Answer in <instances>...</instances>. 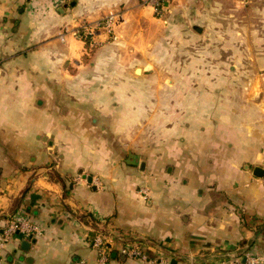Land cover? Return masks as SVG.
<instances>
[{
  "label": "crops",
  "instance_id": "crops-1",
  "mask_svg": "<svg viewBox=\"0 0 264 264\" xmlns=\"http://www.w3.org/2000/svg\"><path fill=\"white\" fill-rule=\"evenodd\" d=\"M181 1L0 0V237L14 217L42 232L0 264H96L97 234L110 264H150L121 243L159 264L264 262V0L232 27ZM110 13L115 39L72 34ZM134 124L152 137L124 143Z\"/></svg>",
  "mask_w": 264,
  "mask_h": 264
},
{
  "label": "built area",
  "instance_id": "built-area-1",
  "mask_svg": "<svg viewBox=\"0 0 264 264\" xmlns=\"http://www.w3.org/2000/svg\"><path fill=\"white\" fill-rule=\"evenodd\" d=\"M64 1V0H59ZM241 3H248L251 0H238ZM143 4L150 6L156 16H161L164 13L165 7L163 0H143ZM116 18L115 14L110 13L104 18L92 23H81L72 30L74 36L80 37L89 46L97 44L96 35L103 32L108 38L115 39L114 26ZM264 187V174L261 178ZM41 228L38 224L23 217H14L4 226L0 237V251L3 246L13 237L21 236L22 238H33L41 235ZM92 245L97 249L96 264H110L109 252L113 243L108 241L103 235L97 234L92 241ZM119 250L126 256L138 258L141 261L149 262L150 264H159L158 261L148 259L146 255L138 247L126 243H121ZM238 264H264L259 256L246 254L242 259H237Z\"/></svg>",
  "mask_w": 264,
  "mask_h": 264
},
{
  "label": "rangeland",
  "instance_id": "rangeland-1",
  "mask_svg": "<svg viewBox=\"0 0 264 264\" xmlns=\"http://www.w3.org/2000/svg\"><path fill=\"white\" fill-rule=\"evenodd\" d=\"M165 2V0H163ZM178 5L183 4L181 0H175ZM241 3L238 0H201L200 2L194 1L191 3L193 8L200 9L202 11H209V17L203 18L202 21L204 22V25H210V26H217V25H224L226 27H232V26H247L249 24V21H252L255 16V12L253 7L250 8V3ZM166 13V10H164L163 16ZM201 19L199 17L193 18L194 23H200ZM199 51V50H198ZM198 51H194L193 56H200V53ZM168 55V54H166ZM172 68V67H171ZM177 70L180 67H175ZM244 67H240L241 70H243ZM163 69L166 70L165 73H168L169 66L161 67L162 73ZM166 85V86H165ZM181 85V84H179ZM164 86L167 88V83L161 82V95L164 89ZM146 89H148L151 93L154 89L152 82L145 84ZM156 89V85H155ZM168 100V99H166ZM152 104V103H151ZM152 114H147L145 117L150 118L152 117ZM133 129L125 130L122 132L123 134V141L130 142V141H136L137 135L140 133L141 138H151L152 137V130H138L136 128V125ZM112 132V136L115 137L117 135L118 137H121L120 132L121 131H108ZM117 148V147H116Z\"/></svg>",
  "mask_w": 264,
  "mask_h": 264
},
{
  "label": "water",
  "instance_id": "water-1",
  "mask_svg": "<svg viewBox=\"0 0 264 264\" xmlns=\"http://www.w3.org/2000/svg\"><path fill=\"white\" fill-rule=\"evenodd\" d=\"M88 180H90V177H88ZM21 246H22V248L26 249V247L28 246V242L22 241Z\"/></svg>",
  "mask_w": 264,
  "mask_h": 264
}]
</instances>
